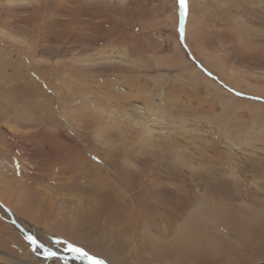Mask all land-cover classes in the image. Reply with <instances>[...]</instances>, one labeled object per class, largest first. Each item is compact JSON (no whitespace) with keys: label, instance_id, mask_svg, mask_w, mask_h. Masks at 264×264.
<instances>
[{"label":"rangeland","instance_id":"rangeland-1","mask_svg":"<svg viewBox=\"0 0 264 264\" xmlns=\"http://www.w3.org/2000/svg\"><path fill=\"white\" fill-rule=\"evenodd\" d=\"M0 200L106 264L263 262L264 0H0ZM31 246L0 218V264L67 263Z\"/></svg>","mask_w":264,"mask_h":264},{"label":"bare ground","instance_id":"bare-ground-1","mask_svg":"<svg viewBox=\"0 0 264 264\" xmlns=\"http://www.w3.org/2000/svg\"><path fill=\"white\" fill-rule=\"evenodd\" d=\"M41 75V74H40ZM26 80V79H25ZM256 104V103H255ZM262 105V104H261ZM51 117V116H50ZM149 126V125H148ZM148 129H150L149 130V132H154V129L153 128H148ZM110 171V170H109ZM115 179V178H114ZM121 185V184H120ZM121 187V186H120ZM124 189V188H123ZM125 191H126V189H125ZM128 192V191H127ZM0 204L1 205H3L6 209H8V211H10V213L12 214V216L14 217V219L16 220V222L17 223H19V225L20 226H22L24 229H26L28 232H30L31 234L34 232V227L30 224V223H28L27 221L25 222L24 220H22L20 217H18V216H16L15 214H14V212H12L9 208H8V206H6L5 205V203L4 202H2L1 200H0ZM225 205V204H224ZM228 205V204H227ZM95 206V208H97L98 210H99V208H102L101 206H100V202L98 203V204H95L94 205ZM108 207V206H107ZM124 207V206H123ZM218 207H219V205H218ZM225 207V206H224ZM229 207V206H228ZM219 209H220V207H219ZM227 211V210H226ZM114 212V211H113ZM0 215L2 216V217H4L6 220H10V217H9V215H8V213L0 206ZM16 227V226H15ZM17 228V227H16ZM18 229V228H17ZM98 229V228H97ZM22 234H23V232L20 230V229H18ZM34 234V235H33ZM32 235L34 236V238H35V242L32 244L31 242V249H32V251L34 252V256H38L37 254H41V255H43V256H46V254L44 253V252H46V253H48L49 251L48 250H53L55 253H58V254H67V255H69L68 257H65V258H59L58 256H54V255H52L51 253L48 255V256H46V257H49V258H52V259H55V258H58V259H61L62 260V262H67V263H70V264H93V263H88V261H86V260H83V258L82 257H78V256H76L75 254V252H73V251H70L69 253L68 252H63L62 250L61 251H59L58 250V248L56 247V248H51V247H49V246H47V244L46 243H42L41 241H40V239H38V236L36 235V233L34 232ZM41 243V244H43L44 246H46V249L45 248H43L41 245H39V244ZM102 255V254H101ZM104 255V254H103ZM104 256H106V257H109L110 258V256H107V255H104ZM114 258V257H113ZM114 260V259H113ZM112 260V261H113ZM53 261H56L58 264H61V261H59V260H57V259H55V260H53ZM66 263V264H67ZM261 263V262H260ZM30 264V263H29ZM257 264H259V263H257Z\"/></svg>","mask_w":264,"mask_h":264},{"label":"water","instance_id":"water-1","mask_svg":"<svg viewBox=\"0 0 264 264\" xmlns=\"http://www.w3.org/2000/svg\"><path fill=\"white\" fill-rule=\"evenodd\" d=\"M0 206L8 213L9 217H10V220H6L4 217H2L0 215V218L3 219L4 221L6 220V222H8L9 224L13 225V226H16L18 229H20L22 232H23V235L25 236L26 239H29V241L33 244L35 242V238L34 236L28 232L26 229H24L22 226L19 225V223L16 222V220L14 219V217L12 216V214L10 213V211H8V209H6L3 205L0 204ZM36 243V242H35ZM39 244V243H38ZM41 245L43 248L46 249V246H44L43 244H39ZM48 254H46V256H48L50 253L54 256H58L59 258H65V257H68L69 255L67 254H58V253H55L53 250H48ZM77 253L75 254L76 256L78 257H82L83 260H86L88 261V263H93V264H106L104 263L103 261L101 260H98L86 253H84L83 251H76ZM259 264H264V261L259 263Z\"/></svg>","mask_w":264,"mask_h":264}]
</instances>
